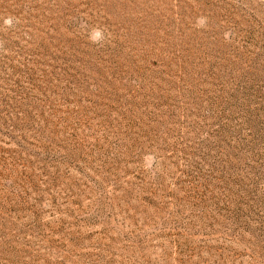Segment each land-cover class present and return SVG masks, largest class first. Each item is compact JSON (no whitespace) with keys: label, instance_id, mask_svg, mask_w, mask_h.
<instances>
[{"label":"rangeland","instance_id":"obj_1","mask_svg":"<svg viewBox=\"0 0 264 264\" xmlns=\"http://www.w3.org/2000/svg\"><path fill=\"white\" fill-rule=\"evenodd\" d=\"M85 1H91L109 19L106 26L113 32L121 37L129 35L126 43L123 40L120 43L126 53L132 49L133 29L142 27L148 33L153 25L163 28L173 16L178 23L184 12L192 14L182 27L189 34L194 32L195 41L199 42L193 47L197 71L186 82L175 79L178 88L161 92L168 98L161 99L162 96L159 101L151 90L142 87L137 74L132 73L130 60L112 58L111 52L117 48L112 37L104 42L95 30L79 44L55 33L50 25L30 37L25 33L30 32L29 27L19 31L12 22L2 21L0 60L21 69L16 74L7 71V80L0 81L2 97L10 102L44 103L47 96L34 87L39 85L66 89L76 100L66 103L58 114L61 119L70 114L75 118L68 126L67 138H59L61 142L51 147L57 161L43 166L32 156L22 159L21 150L0 138V147L11 150L0 149V170L4 174L16 169L24 172L25 177L15 184V173L4 178L0 175L1 195L23 194L25 186L28 191L25 203L40 212V219H36L31 211L0 210V264H264V74L262 79H253V67L257 65L241 60L243 55L254 56L261 50L264 40L258 33L264 34V0L252 3L202 0L209 5L193 0ZM238 10H246L256 19L245 23L234 13ZM123 13L133 16L137 24L124 20ZM20 34L23 36L18 37ZM91 48H99L100 57L87 62L83 50ZM139 55L134 51L128 56L140 61ZM115 69L116 73L111 71ZM125 84L130 87L122 86ZM188 89L194 91L200 105L184 95ZM18 90L21 92L16 93ZM127 100L139 114L127 111L129 104H123ZM212 101L216 104L213 110ZM110 105L126 113V118L112 110L108 120L137 122L138 127L126 137L149 139L146 146L153 148L154 155L148 153L133 161L129 164L132 172L109 179L101 194L94 183L100 179L90 170L93 166L87 160L63 162L75 146L88 149L98 142L107 146L118 138L100 124L101 111L108 110ZM171 113L177 115V120L171 121ZM165 118L171 121L168 129L161 134L150 129ZM65 124L64 120L59 121L60 127ZM37 139L32 134L28 147L39 149ZM202 145L213 150L196 169L190 163V154L181 151L182 147L190 146L194 152ZM27 160L38 168L33 171ZM44 168L48 169L47 173ZM33 172L39 176L36 179L39 192L31 191L29 182L22 183L27 176H34ZM56 177L58 185L52 187L51 180ZM159 177L164 180V188L158 187ZM118 182L123 190L121 196L124 191L134 193L138 199L143 196L139 201L141 212H152L144 198H154L164 208L159 218L147 222L148 227L137 223L136 228L127 218L139 219L140 214L117 210L113 215L118 221L113 223V228L108 227V212L97 210L100 200L119 195ZM145 182L150 184L149 190L133 191L132 187ZM65 184H71L72 190H66ZM152 190L155 195L150 194ZM41 195L45 197L44 203L39 201ZM55 196L59 198L57 205L51 202ZM176 198L195 202L196 206L178 212ZM198 216L203 217L200 225ZM163 220L168 221L167 225L160 226ZM37 223L43 225L42 232ZM188 223L201 228L191 242L180 235V228Z\"/></svg>","mask_w":264,"mask_h":264},{"label":"trees","instance_id":"obj_2","mask_svg":"<svg viewBox=\"0 0 264 264\" xmlns=\"http://www.w3.org/2000/svg\"><path fill=\"white\" fill-rule=\"evenodd\" d=\"M194 2H202L204 4H208L203 2L202 0H193ZM247 2H258L257 0H241ZM211 5V4H210ZM214 5V4H212ZM243 22L248 23V21L252 19H256V17L247 12L246 10H238L237 12ZM117 15L120 16V13L117 12ZM190 15L184 12L180 15V21L177 23V20L173 16V18L169 19L165 22L164 27L158 28L156 25H153L152 30H149L148 33L146 31H142V27L133 29L131 34L132 49L131 52L137 51L140 55V61L131 59L128 55L130 53H126L122 48V40L124 43L128 41V36L121 37V35H117V33L112 31L106 25L108 18L104 17L101 12H98L94 4L91 1L85 0H0V23L2 21H10L13 23L14 28L16 30L22 31L24 26L30 28V32H25L27 36H32L39 34L42 32V28L47 25L53 26L55 33H59L60 36L67 39L68 41L82 43L84 38L91 34V31L97 30L99 34V39L104 41L110 40L112 37L115 39L117 43V48L112 50V58L123 59L126 62L130 60V69L132 73L137 74V79L140 80V83L143 88L151 90L152 94L159 99L163 96L161 92L165 90H176L178 88L177 82L175 79L179 81H188L193 78V74L195 70L194 61V50L193 47L198 45L199 42L195 41L196 34L194 32H186L185 26L187 25V19H191ZM133 17V16H132ZM132 17L128 16V13H123L124 20L129 23L137 24L136 20ZM157 17L155 20H158ZM114 19V17H113ZM168 23V24H167ZM60 29V30H59ZM59 30V31H58ZM263 32V31H262ZM89 34V35H87ZM258 35L262 37L264 34L261 33ZM23 36L20 34L18 37ZM39 47L44 52H49L45 47L39 45ZM79 49H81L79 47ZM100 49L91 48L84 49L86 53L85 61H93L97 60L100 57ZM59 59V57H56ZM128 59V60H127ZM10 60V59H8ZM243 63H247L248 61H252L256 67H253V79H262L261 74H264V42L261 44V50L254 55L250 54L243 55L241 57ZM55 61V58L52 57L51 62ZM47 63H50L46 61ZM38 64L39 62H34ZM251 63V64H252ZM98 71L99 68H97ZM7 71H12L14 74L21 72L20 68H16L13 63H6L0 60V81L5 82L8 78ZM116 73L115 70H111ZM54 74V73H53ZM131 74V75H133ZM244 77H252L250 75H244ZM52 79L51 76L48 77ZM130 79V78H128ZM57 81H61L58 80ZM129 81V80H128ZM128 83V82H127ZM124 87H130L128 84L122 85ZM38 89V91L43 95L47 96V101L44 103L32 102L30 100L26 101H15L10 102L5 100L0 93V138L5 139V144L12 143V145L16 146L22 159L25 156H32L33 158L39 159L43 166H47L51 161L55 162L58 159V156L54 155L50 150L52 145L57 146V144L61 141H58L59 138L65 139L67 138L66 132L68 130V126H70L71 119L75 118L73 114H70L68 118L61 119L58 114L62 112L61 108L66 103H72L73 100H76V96L63 89L62 91L58 88L53 87H42L39 85H34ZM152 87V88H150ZM177 87V88H176ZM18 90L16 93H20ZM149 93V92H145ZM49 94V96H48ZM187 97H192L195 105H200L201 101L196 97L194 91L192 89H188L185 94ZM163 96L161 99L165 98ZM168 98V96L166 97ZM119 102V100H116ZM165 101V100H164ZM162 102H154L156 106L157 104L164 103ZM124 106L128 105L127 111L129 113L136 112L139 114V110H137L132 102L127 100L123 102ZM53 106V107H52ZM211 109L213 110L216 107L214 101L211 102ZM101 107V104H99ZM48 109H51L49 111ZM34 110V112H33ZM112 110H116L114 105H110L108 110L101 111L102 119L100 121L101 126L106 125V128H109L111 131L115 132L117 135V139L111 141L107 144V146L101 145L99 142L95 145H91L88 149L84 146H75L71 148L72 153L69 156L68 160H64L63 164H70L72 161L76 162L87 160L90 166V170L93 171L100 180H96L94 183L97 186L96 190L99 193L103 194L104 184L111 178L118 179L121 174L131 173L133 168L129 167V164H132L133 161L141 159V156H145V154L151 153L154 155L153 148L146 146L147 140L149 139H135V138H127L132 131H134L135 127H138L137 122L128 121L126 124L123 122H113L109 121V113ZM119 115L126 118V113L123 111H117ZM37 113V114H35ZM58 117V118H57ZM171 118L177 120V115L171 113ZM151 119V118H150ZM64 120L65 125L63 127L59 126V121ZM168 118L158 120L157 125L151 127L150 129H154L161 134L163 130L168 129L167 124ZM35 126H38V129H35ZM144 133L149 131L143 130ZM152 132V131H150ZM36 135L37 139L40 142L39 149L35 150L33 148H29V138L31 135ZM158 143V142H157ZM158 148H160V144H157ZM0 149L4 152H10L11 150L7 147H0ZM74 149V151H73ZM213 149L209 148L207 145H202L200 149L197 151L190 149V146L182 147V153L190 154L192 157L191 165L192 167L198 169L199 163L205 161L207 157L210 156V153ZM192 152V153H191ZM66 159V158H65ZM63 160V159H62ZM30 165L34 167L33 171L38 167L34 166L32 161L27 160ZM208 162V161H207ZM15 163H21V161L15 160ZM93 163V164H92ZM62 164V163H61ZM95 164H99V167H96ZM39 166V165H38ZM92 168V169H91ZM44 172L47 173L48 169L44 168ZM15 173L14 183H18L19 180L24 179V172H19L18 170H10L8 173H4L0 170V175L4 177L9 174ZM35 172H33L34 175ZM105 173V174H103ZM35 173L34 176H27L26 180L22 182L26 184V182L30 183L31 191H40V186L36 184V179L39 177ZM114 177H112V176ZM58 178L51 180V186L56 187L58 185ZM163 178L159 177L157 183L159 184V188H164ZM21 184V185H23ZM72 184V183H71ZM71 184H65L66 190H72ZM121 186L119 182L116 185V190L119 195L116 197H105L103 200L99 201V206L97 211L99 213L108 212V220L107 226L112 227L113 223L117 220L114 211H123L125 214H129L130 211H133L134 214H140L139 219L130 217L127 218L128 222L133 224L134 227H138L137 223H140L143 226H150L147 222L153 221V218H159V213L163 211V207H160L157 203L154 202V198H144V202L147 203L148 206L152 209V212H146L142 210L139 205V201H142V197L140 199L134 197V193H129V191H124L123 195L121 193L123 190L120 189ZM133 191L140 190L141 192H145L149 190L150 184L144 183L141 186L132 187ZM23 194L16 193H5L3 196L0 193V210L10 209L12 212H26L31 211V214L36 218L40 219L39 211H33L31 206L25 203V197L28 194L26 187H23ZM8 192V191H7ZM151 195H155L152 190ZM44 196L41 195L39 201L44 203ZM58 197H54L51 200L53 205H57ZM7 202V203H6ZM196 206L195 202H191L189 200L176 198V209L178 212L184 210L189 206ZM9 206V207H8ZM98 215V214H97ZM198 224L203 221L202 216H198L197 219ZM166 220H163L160 223V226L167 225ZM37 228L40 232H42L43 225L37 223ZM200 225V224H199ZM44 227H48V225H44ZM113 228V227H112ZM201 228L197 226L195 223H188L184 227L180 228L181 236L186 241H192V236H198L199 230ZM160 233V232H159Z\"/></svg>","mask_w":264,"mask_h":264}]
</instances>
